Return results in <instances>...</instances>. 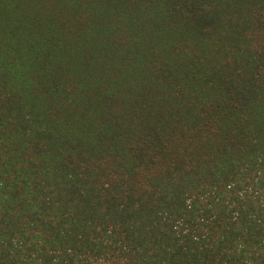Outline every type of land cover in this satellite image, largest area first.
Here are the masks:
<instances>
[{
	"label": "trees",
	"instance_id": "1",
	"mask_svg": "<svg viewBox=\"0 0 264 264\" xmlns=\"http://www.w3.org/2000/svg\"><path fill=\"white\" fill-rule=\"evenodd\" d=\"M0 264H264V0H0Z\"/></svg>",
	"mask_w": 264,
	"mask_h": 264
}]
</instances>
